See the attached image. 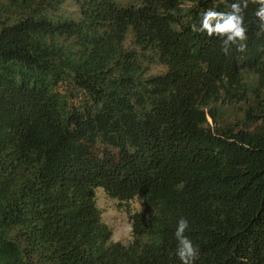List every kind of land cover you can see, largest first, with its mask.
<instances>
[{
	"label": "trees",
	"instance_id": "obj_1",
	"mask_svg": "<svg viewBox=\"0 0 264 264\" xmlns=\"http://www.w3.org/2000/svg\"><path fill=\"white\" fill-rule=\"evenodd\" d=\"M233 0H0V264H264V32ZM158 68V69H157ZM143 200L112 240L95 197Z\"/></svg>",
	"mask_w": 264,
	"mask_h": 264
},
{
	"label": "clouds",
	"instance_id": "obj_2",
	"mask_svg": "<svg viewBox=\"0 0 264 264\" xmlns=\"http://www.w3.org/2000/svg\"><path fill=\"white\" fill-rule=\"evenodd\" d=\"M257 5L254 16L258 21L259 29L264 32V0H233L229 10L220 11L208 8L201 12L199 24L193 23L191 30L195 33L206 34L208 37H216L221 42V51L228 55L233 49L245 52L247 49L248 28L245 25V13L249 4ZM189 221L181 217L174 233L177 241L175 255L181 264H195L200 252L186 232L189 230ZM133 232L132 225L127 227V239L122 241L125 246L131 242Z\"/></svg>",
	"mask_w": 264,
	"mask_h": 264
},
{
	"label": "rangeland",
	"instance_id": "obj_3",
	"mask_svg": "<svg viewBox=\"0 0 264 264\" xmlns=\"http://www.w3.org/2000/svg\"><path fill=\"white\" fill-rule=\"evenodd\" d=\"M118 1L128 3L130 0ZM95 197L102 212V218L112 231V240L115 242L126 240L128 236L127 227L129 224L131 225L130 214L143 209V200L137 197L130 202H121L112 198L104 189H97ZM131 236L133 240V232Z\"/></svg>",
	"mask_w": 264,
	"mask_h": 264
}]
</instances>
